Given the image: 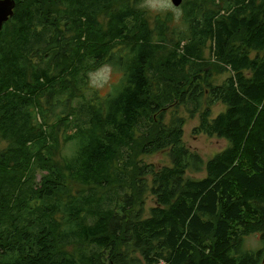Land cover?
<instances>
[{"label":"trees","instance_id":"trees-1","mask_svg":"<svg viewBox=\"0 0 264 264\" xmlns=\"http://www.w3.org/2000/svg\"><path fill=\"white\" fill-rule=\"evenodd\" d=\"M16 1L0 33V264H264L246 247L264 240V0H185L172 28L144 0ZM107 64L119 84L72 106ZM181 108L229 147H188ZM63 131L78 148L61 162ZM167 151L170 165L137 158Z\"/></svg>","mask_w":264,"mask_h":264},{"label":"rangeland","instance_id":"rangeland-1","mask_svg":"<svg viewBox=\"0 0 264 264\" xmlns=\"http://www.w3.org/2000/svg\"><path fill=\"white\" fill-rule=\"evenodd\" d=\"M185 2V0H184ZM143 7L147 10V15L150 21L154 24L157 16L162 20H169L172 18V22L169 25L172 27H181L183 25L182 16L184 15L183 6L177 7L173 4L172 0H144ZM170 17V18H169ZM206 57L210 58L211 54L208 50ZM214 66V81L216 84H222L229 76L230 72H225L218 63L213 62ZM122 79V73L113 68L112 65H103L99 69L89 73L87 78V87L84 89V97H79L72 101V106H78L79 101L87 102L90 101L94 96L95 92L101 97H106L112 91V88L119 84ZM64 98V97H61ZM84 98V99H83ZM227 106L223 103H218L213 107V116H217L221 112L226 111ZM62 108H57V111H61ZM174 111V110H172ZM170 111L168 113V121L174 117V113ZM176 115L186 120L184 140L188 147L193 150L199 151L206 160L213 158L216 154L229 147V141L224 138L211 137L206 134H196L195 128L200 124V116H191L185 108H181ZM64 131L61 133V150L57 155V159L61 162L64 158L71 157L77 151L75 143H66L64 141ZM7 142H3L2 146H7ZM138 155V154H137ZM138 159H144L148 163H155L158 165H170L171 158L167 152H160L150 155L137 156ZM188 176L191 178H203L206 176L204 173H196L190 171ZM41 175L38 176V179ZM81 187L73 184V191L76 193ZM155 206V201L152 196H149L147 203V211L151 207ZM246 247L252 251L264 249V240L260 233L254 234L247 238Z\"/></svg>","mask_w":264,"mask_h":264},{"label":"water","instance_id":"water-1","mask_svg":"<svg viewBox=\"0 0 264 264\" xmlns=\"http://www.w3.org/2000/svg\"><path fill=\"white\" fill-rule=\"evenodd\" d=\"M177 7L183 5L184 0H172ZM17 8L16 0H0V33L4 30L6 23L15 16Z\"/></svg>","mask_w":264,"mask_h":264},{"label":"bare ground","instance_id":"bare-ground-1","mask_svg":"<svg viewBox=\"0 0 264 264\" xmlns=\"http://www.w3.org/2000/svg\"><path fill=\"white\" fill-rule=\"evenodd\" d=\"M237 3V2H236ZM79 4V3H78ZM19 13V12H18ZM40 158V157H39ZM30 194V193H29ZM34 195V194H33ZM32 196V195H31Z\"/></svg>","mask_w":264,"mask_h":264},{"label":"flooded vegetation","instance_id":"flooded-vegetation-1","mask_svg":"<svg viewBox=\"0 0 264 264\" xmlns=\"http://www.w3.org/2000/svg\"><path fill=\"white\" fill-rule=\"evenodd\" d=\"M11 20V19H10Z\"/></svg>","mask_w":264,"mask_h":264}]
</instances>
